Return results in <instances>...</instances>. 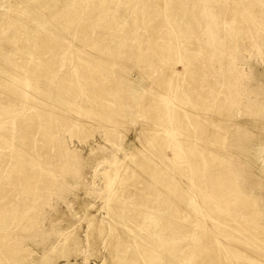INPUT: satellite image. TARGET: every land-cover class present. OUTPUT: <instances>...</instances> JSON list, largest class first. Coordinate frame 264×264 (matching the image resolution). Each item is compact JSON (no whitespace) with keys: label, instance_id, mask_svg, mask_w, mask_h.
<instances>
[{"label":"rangeland","instance_id":"1","mask_svg":"<svg viewBox=\"0 0 264 264\" xmlns=\"http://www.w3.org/2000/svg\"><path fill=\"white\" fill-rule=\"evenodd\" d=\"M39 6V14L25 12L27 16L21 18L6 0H0V69L8 68L0 74V95L10 92L14 103L11 98L5 100L10 107L0 103V130L10 141L6 152L0 149L4 161H0V192L24 203L31 201L30 192H38L27 213L34 226L19 234L22 245H29L31 263L110 261L104 240L109 223L124 231V220L108 216L105 202L118 190L107 189L105 180L137 148L142 149L138 162L149 165V160L153 167L168 163L165 167L177 186L162 184V192L153 196L157 198L152 212L169 215L172 219H167L173 221L157 234L165 248L161 264L176 257L183 264H264V0H40ZM45 11L49 20L41 17ZM7 14L15 24L7 23ZM27 21L32 25L27 34L14 37L15 26ZM63 22L72 30H64ZM81 27L89 33L88 41L82 35L81 42ZM38 34L53 42L50 50H42L46 59L37 58L42 74L50 79L25 73L31 63L23 59L36 57L29 46ZM33 48L37 50L36 45ZM148 55L157 59L138 60ZM86 64L95 71L109 67L115 83L101 78L90 82ZM159 74L168 81L167 92L164 104L152 114L145 110L149 100L146 103L143 97H152L156 90L162 97L154 89ZM117 83L120 94L110 95ZM97 87L108 96L95 93ZM43 110L50 113L40 119ZM5 112H11L10 117ZM192 114L207 119V125L185 123ZM163 121L164 126L157 127ZM20 123L27 124L28 132ZM147 123L154 131L145 128ZM158 128L164 130V137L155 138ZM212 128L216 131L211 136ZM187 131L203 146L201 152H193L200 162L175 161V156L184 158L178 143ZM61 146L69 153L57 157ZM206 148L220 155L207 157L202 153ZM18 153L21 157H16ZM128 160L132 166L133 160ZM134 167L136 176L148 169ZM128 187L135 190L132 182ZM125 189L119 190L116 201L124 200L127 206L130 200L143 199L144 189L135 196ZM115 202L113 207L120 203ZM89 214L100 220L107 217L108 227L99 240L96 230L90 236L85 232L91 223ZM73 238L79 239L78 245L72 246ZM203 241L209 250L196 255L193 248H202ZM175 249L180 257L166 252Z\"/></svg>","mask_w":264,"mask_h":264},{"label":"bare ground","instance_id":"2","mask_svg":"<svg viewBox=\"0 0 264 264\" xmlns=\"http://www.w3.org/2000/svg\"><path fill=\"white\" fill-rule=\"evenodd\" d=\"M9 4V8L10 10L13 9V10H17V15H21V18H24L26 17L27 15L29 14H39V9H41V7L39 6L40 4V0H6ZM46 6V5H45ZM9 10V11H10ZM12 11V10H11ZM15 11H12L14 13H16ZM11 12V13H12ZM26 12V14H25ZM13 13V14H14ZM11 15V14H9ZM7 16V23H10V24H15V20L12 16L8 17V14L6 15ZM19 16H16L18 18H20ZM40 16V15H39ZM15 17V16H14ZM41 17H47L48 20L50 19V15L49 13H47V11H45ZM48 20H45V21H48ZM63 27H64V30L68 31L69 30H72V28H70L69 25H67L65 22H63ZM32 25H31V22L27 21L25 24L23 25H19V26H15V31L12 32V35L14 37H18V36H25L27 34V31L29 30V28H31ZM151 29H155V25L154 27H150ZM155 31V30H153ZM152 32V30H151ZM155 33V32H153ZM152 33V35H154ZM79 34H80V40L82 42V35L84 37L85 35V38L86 40L88 41L89 40V33L87 32L86 28L84 27H81L79 29ZM84 38V39H85ZM151 39V38H149ZM252 42V40H250V38H246V40H248ZM37 41L33 42V44L31 46H29V49H30V53L31 55L32 54H37L36 57L32 58V57H29L27 59H23V63L27 64L28 63H31V66L28 70L25 71V73L27 74H33L35 76H38V77H45L47 79H50V76L48 74H42L41 71H43L42 67L39 65V60H45L46 58L44 57V53L43 51H47V50H50V48H52L53 46V42L50 41H47V40H44L42 38H40V35L38 34L37 38H36ZM139 41V40H138ZM86 42V41H85ZM151 42V41H150ZM141 43V42H140ZM33 45H36L37 46V50H35L33 48ZM151 46V45H150ZM23 47V46H22ZM43 50V51H42ZM142 50H145V48H143ZM155 50V49H154ZM168 50V49H167ZM164 51V50H162ZM161 51V52H162ZM169 51V50H168ZM145 52V51H144ZM148 52V51H146ZM145 52V53H146ZM165 52V51H164ZM169 53V52H168ZM135 54V53H134ZM165 56H167V53H163ZM171 54V53H170ZM169 54V56H170ZM81 55V54H80ZM6 56V55H5ZM82 57H84L85 60H87V62H92L91 60H89L90 58L88 57H85L83 54L81 55ZM141 56V55H140ZM139 56V57H140ZM150 55L148 56H144L142 57L141 59H138L142 62V60L144 59H149L150 61L151 60H156L157 57L152 55L151 57H149ZM164 56V57H165ZM149 57V58H148ZM39 60H38V59ZM2 59V58H0ZM2 61V60H1ZM146 61V60H145ZM88 62V63H89ZM160 68V66H159ZM169 68V67H168ZM167 68V69H168ZM5 70V69H4ZM2 68L0 69V74H2L3 72L5 73L6 70H8V68L4 71ZM21 70V69H20ZM159 70V69H158ZM162 68L159 70L160 72ZM84 71L87 73V76H88V79L90 82H92V80H94V78L98 79V78H101L103 79L104 82H110V84L114 81L112 77H110L112 75V73L108 67V69L104 70L103 71H95L93 69H91L89 67L88 64L85 65V69ZM167 71V70H166ZM10 72V71H9ZM169 72V71H168ZM173 72V71H171ZM159 73V72H158ZM11 74V73H10ZM20 74V73H19ZM18 74V75H19ZM23 74L19 75L20 77L22 76ZM164 75V74H162ZM161 74L155 76V81L156 82V87L154 86L155 84H153L152 87H155L154 89L158 88L159 91L162 93V97L160 96V94L158 93V90L157 91V94H153L152 97H149V94L147 96L142 94V96L144 95L145 98L144 100L148 101V105L145 103V105H147L145 107V110L149 113H152V114H155L157 112V109L162 103L164 104L163 102V93H166L167 91H165L164 87H166V83L165 81L168 83L167 80H165V77L163 78ZM172 76H176V73L173 72L172 74H170ZM26 76V75H25ZM167 76V75H166ZM24 77V76H22ZM193 77V76H192ZM163 78V79H162ZM20 79V78H19ZM22 79V78H21ZM26 79V78H25ZM100 79V80H101ZM4 80V79H3ZM32 80V79H30ZM35 80V79H34ZM97 81V80H95ZM112 81V82H111ZM119 81V80H118ZM32 83V81H31ZM115 83V82H114ZM112 83V84H114ZM3 84V83H2ZM111 84V85H112ZM102 85V84H101ZM105 85V84H104ZM158 85V86H157ZM116 86V85H114ZM123 88V87H122ZM196 88V87H195ZM164 89V91H163ZM220 89V88H219ZM224 89V88H223ZM1 90V89H0ZM121 90V85H119L117 83V86L112 88V91L110 92V95L112 94H120L119 91ZM162 90V91H161ZM11 91V88L10 90ZM17 90H15L16 92ZM149 91V90H148ZM147 91V92H148ZM155 91V93H156ZM223 92V90H221ZM12 92V91H11ZM14 92V90H13ZM94 92L99 94L101 97L104 96V97H107L108 95L105 94V92H101V89H99L97 87V89H94ZM153 92V91H152ZM5 93V91H4ZM18 93V91H17ZM2 94V93H0ZM20 94V93H19ZM18 94V95H19ZM123 94V93H122ZM121 94V95H122ZM15 95V93H14ZM12 94H10V92H6V94L3 95H0V103L2 104H6V105H9L10 107V104L6 103L5 100H9L11 98ZM136 96H139V95H136ZM221 96V95H220ZM219 96V97H220ZM20 97V95H19ZM141 96H139L140 98ZM165 97V96H164ZM222 97V96H221ZM18 98V96H17ZM29 98V97H28ZM223 98V97H222ZM13 98H11L12 100ZM15 99H16V96H15ZM32 99V98H31ZM223 99H226L227 98H223ZM10 100V101H11ZM225 100V101H226ZM18 100H15V104H17ZM144 101V102H145ZM224 101V102H225ZM4 102V103H3ZM9 102V101H8ZM221 102H223V100L221 101V98L219 99L218 103L220 104L219 106H222L221 105ZM252 101L249 100V103L247 102L248 105H250ZM13 105V100L11 102ZM175 104V103H174ZM18 105V104H17ZM159 105V106H158ZM176 105V104H175ZM224 106V105H223ZM3 107V106H1ZM143 109V108H142ZM182 109V108H181ZM11 110V109H10ZM144 110V109H143ZM184 110V109H183ZM187 110V109H186ZM184 110V111H186ZM188 111V110H187ZM39 112V111H38ZM48 112H43L42 113H39L38 114V117L41 118H44L48 116ZM146 112V113H147ZM2 112L0 111V114ZM6 113V112H5ZM50 113V112H49ZM11 114V112L9 113H6V118L10 117L9 115ZM55 114V113H54ZM50 115V114H49ZM200 115V114H199ZM55 116V115H54ZM198 116V115H197ZM195 114H192L189 119L185 120V123H203V125H207L206 124V121L204 120V118L202 119L201 116L200 117H197ZM206 116V115H205ZM2 117V116H1ZM219 117V116H217ZM5 118V117H4ZM155 118V117H154ZM248 118V117H247ZM39 120V119H38ZM150 120V118H149ZM35 121V120H34ZM32 121V122H34ZM1 122V121H0ZM36 122V121H35ZM159 122V121H158ZM215 123H217V120L215 121ZM219 122V121H218ZM38 123V122H37ZM164 121L163 123H158L157 124V127H161V126H164ZM221 123V122H219ZM218 123V125H219ZM22 123H20L21 125ZM36 124V123H35ZM155 124V122L153 123ZM224 124V123H223ZM249 124V123H248ZM27 126V124H22V128H24V126ZM31 125V124H30ZM29 125V126H30ZM33 125V124H32ZM146 125V124H145ZM152 125V124H151ZM217 125V124H216ZM226 125V124H225ZM149 126L150 128V131H154L153 128H151L152 126H150L148 123H147V126L145 128H147ZM230 126V125H229ZM228 126V127H229ZM241 126V125H240ZM28 127V126H27ZM31 128V127H30ZM33 128H34V125H33ZM36 128V126H35ZM38 128V127H37ZM35 129V130H38V129ZM169 128V127H167ZM166 128V129H167ZM25 129V128H24ZM159 129V128H158ZM213 129V128H212ZM26 130V129H25ZM29 130V128L27 129ZM26 130V131H27ZM147 130H149L147 128ZM157 130V129H156ZM41 131V130H40ZM162 131V132H161ZM163 129H159L158 133H156V136L155 138H161V137H164L165 133H163ZM215 129H213L212 131L209 130V132L211 133V136L215 133ZM28 132V131H27ZM41 133H44V131H41ZM147 135V134H146ZM189 135V136H188ZM181 138L179 140V143H178V151L180 153L183 154L184 158L183 157H180V158H177L175 156V161L177 163L181 162L182 160H193L195 163L197 162H200V157H197L199 158L198 160L195 159L193 157V152L195 150H197V152H201L199 149L200 147L203 148V146H200L202 144H197V142L195 143V141L192 139V132L190 131H187L186 134L183 133V135H180ZM191 136V137H190ZM8 135L6 132H1L0 130V149L1 151L3 152H6L7 148L9 147V144L8 141ZM210 137V136H209ZM226 137V136H225ZM151 138V137H150ZM2 139V140H1ZM165 139V138H164ZM10 142V141H9ZM194 142V143H193ZM166 143V142H165ZM193 143V144H192ZM11 146V145H10ZM10 148V147H9ZM186 148H190L189 151L186 150ZM135 149V150H134ZM132 150V153L130 154V156L128 154L127 157L125 155V158L124 160L122 161L121 159V162H118V166H117V169H116V172L112 173L109 177L106 178L105 180V183H106V188L109 189V190H113V189H116L118 191H116V194L115 191L113 193V197H109L105 204L107 203L106 207L109 211L108 213V216H116L117 219L121 218V225L124 227V231H121L119 229V226L117 225H114V224H110L109 223V226H110V233L108 231V235H105L106 237L104 238L105 240V244H109L108 245V249L110 250V256L111 258H108L107 261H110L107 263V264H161V262L163 263V258H164V249L161 244H160V241L159 239L157 238V234L160 233L159 231H163L165 226H163L165 223L167 224H172V222L167 219V218H170L171 216L167 215L166 217H161L158 215V212L157 213H154L152 212L154 210V204H153V201H155V199L157 197H155V199H153L154 195L157 194V193H161L162 191L160 190L161 188V185L163 184L164 186H171V187H176V184L174 186V184L172 183V176H170L169 171L168 169L165 167V165H161L164 166V168L162 167H153L151 165L149 160H148V164H146L145 162H138V160L136 159L137 158V155L138 153L141 154V150L142 149H137V148H134ZM208 149V148H206ZM213 149V148H212ZM163 150V149H162ZM203 150V149H202ZM56 151H58V153L56 152L57 154V157L59 156H63L68 154L69 152H66L67 150L65 148H63L62 146L59 147V149H57ZM213 151V150H212ZM208 151L207 150H203L202 153L204 152L206 154L207 157L211 156H219L220 154L219 153H214V151ZM161 152V151H160ZM163 152V151H162ZM216 152V151H215ZM125 153V152H124ZM143 153V152H142ZM164 153V152H163ZM203 153V154H204ZM177 154V153H176ZM150 155V154H149ZM148 155V156H149ZM162 155V154H161ZM209 155V156H208ZM17 156H20L21 157V154L18 153L16 154V157ZM56 156V155H55ZM145 157V155H143ZM197 156V155H196ZM224 157V156H223ZM194 158V159H193ZM206 158V157H205ZM219 158V157H218ZM3 159V158H2ZM130 159L131 161L133 160L132 163V166L130 164H127V160ZM169 160V159H168ZM2 161V160H0ZM119 161V160H118ZM129 161V160H128ZM154 161V160H153ZM160 162V161H159ZM168 162V161H167ZM170 162V161H169ZM175 162V163H176ZM2 163H4V161H2ZM166 163V162H165ZM172 163V161L170 162V164ZM176 163V164H177ZM202 163V162H201ZM155 164V163H154ZM200 164V163H199ZM198 164V166H200ZM134 165L136 166H139L140 168L143 169V167L146 169V167L148 168L146 170V173L145 174H148V175H139V176H136L134 174V171H135V167ZM158 165V164H157ZM178 165V164H177ZM171 166V165H170ZM168 166V167H170ZM201 167V166H200ZM137 169V168H136ZM181 169V168H180ZM108 170V169H107ZM182 171V170H181ZM111 172V171H110ZM140 172V171H139ZM145 172V171H144ZM107 173V172H106ZM184 173V172H183ZM182 174V172H181ZM138 175V174H137ZM176 175V174H175ZM183 175V174H182ZM154 178V179H153ZM209 179L211 180V178L209 177ZM128 182H132V184H134V189L135 190H132L130 189L131 187H128ZM170 182V183H169ZM195 182V181H194ZM141 183L144 185L145 188H143L141 185ZM195 185L197 184V186L201 187L202 185L199 183V182H195L194 183ZM217 189L218 190H215V191H219V188H218V185L215 184ZM105 186V184H104ZM186 186V185H184ZM183 186V187H184ZM192 186V185H191ZM196 186V187H197ZM187 187V186H186ZM214 185H211V186H208V189H211L213 188ZM236 187V186H235ZM127 188V189H125ZM120 189H125L126 192H132L134 191V196L136 195V193L138 194L139 192L137 191L138 189H144L142 191V196H143V199H133V201L130 200V205H124V200L121 201V199L118 201H116L118 199L117 197V194L119 195V190ZM162 189V188H161ZM32 191H34L32 189ZM145 191V192H144ZM164 191V190H163ZM209 192V191H208ZM211 193V192H210ZM216 193V192H215ZM31 194V201L27 202V203H24L23 201H17V197L9 194V192H0V264H32L31 261H30V248H28V243L25 244L24 246L22 245V239L20 237L21 233L22 232H27L29 230H32L33 226H34V222L32 221V219H29V217L27 216V213L28 211L33 208L34 206V202L36 201L37 199V195L38 192H30ZM28 194V196L30 195ZM140 194V195H141ZM213 194V193H211ZM116 195V196H115ZM140 195H138L137 197H139ZM19 196H21L19 194ZM116 201V202H115ZM115 202L116 203H119L116 204V206H112V204ZM123 206H121V205ZM152 204V205H151ZM156 205V204H155ZM105 206V205H104ZM146 206H149V208L146 209ZM101 209H105L104 207L100 208ZM163 209V208H162ZM86 210V209H85ZM99 210V209H98ZM99 210V212H100ZM106 210V209H105ZM163 211V210H162ZM165 212V211H163ZM162 213V212H161ZM164 214V213H163ZM166 214V212H165ZM87 215V214H86ZM171 215V214H170ZM31 216V215H30ZM173 216V215H172ZM176 217V215H175ZM178 217V215H177ZM181 217V216H180ZM180 217H178V219L180 220ZM27 218V219H26ZM87 219H89L88 221H90L91 223H87L88 224V227H87V230L85 232L88 231L89 233V236L92 232H94L93 230H96L97 231V235H96V238L98 237V240L99 238H101V236L103 235L104 233V229L106 228L107 226V223L105 221H107V217H102V220L100 219H97L96 216L94 215H88L86 216ZM104 218V219H103ZM128 218V219H127ZM86 219V220H87ZM112 219V218H111ZM116 219V218H115ZM118 219V220H119ZM126 219L128 220L126 222ZM172 219V217H171ZM183 219V218H182ZM187 219V218H186ZM191 219V218H190ZM189 219V220H190ZM184 220V219H183ZM188 220V219H187ZM87 221V222H88ZM170 221V222H169ZM108 222H111V221H108ZM114 222V221H113ZM126 222V223H125ZM106 223V224H105ZM118 223V222H117ZM125 224V225H124ZM160 224V225H159ZM173 225L175 227H180L178 224L176 223H173ZM86 226V225H85ZM158 226H162V227H158ZM108 227V226H107ZM135 227V228H134ZM141 227V229H143L142 231L140 230L139 231V228ZM138 229V230H136ZM152 229H154V232H151ZM84 230V229H83ZM91 232V233H90ZM31 233V232H29ZM20 234V235H19ZM145 234V235H144ZM95 237V236H94ZM156 237V238H155ZM74 239V238H73ZM205 239V238H204ZM30 239H28L29 241ZM95 240V239H94ZM206 240V239H205ZM95 242V241H94ZM99 242V241H97ZM205 241L201 242V246H203L202 243H204ZM208 242V241H207ZM206 242V243H207ZM93 243V242H92ZM103 243V242H102ZM79 244V239L78 238H75L74 241L72 240V246H76ZM219 244V243H218ZM207 244H205L206 246ZM107 246V245H106ZM220 246V245H218ZM217 246V247H218ZM255 246V245H254ZM93 247V246H91ZM256 247V246H255ZM73 248V247H72ZM103 248V247H102ZM211 248V247H210ZM214 248H216L214 246ZM106 249V248H105ZM220 249V248H219ZM261 249V248H260ZM264 249V248H262ZM75 250V249H74ZM177 250L178 249H175V250H172V251H166L168 253H170L171 257H173L174 255L175 256H178L180 257L179 255H177ZM209 250V245H207L206 247H195L193 248V251L194 253H198V255L202 254L203 253H206V251ZM214 250V249H213ZM108 251V250H107ZM179 251V250H178ZM215 251V250H214ZM165 252V253H166ZM109 255V252H107ZM179 254V253H178ZM173 255V256H172ZM197 255V254H196ZM187 256V255H186ZM185 256V258H186ZM167 257V256H166ZM188 257V256H187ZM264 257V256H262ZM107 258V257H106ZM105 258V260H106ZM175 258V257H174ZM196 258V257H195ZM162 259V260H161ZM177 259V257H176ZM174 259L172 262H170V264H183L182 261L180 262L179 260H176ZM48 260V259H47ZM172 260V259H171ZM181 260V259H180ZM196 262H197V258H196ZM104 264H106V262H104ZM169 264V262H168Z\"/></svg>","mask_w":264,"mask_h":264}]
</instances>
